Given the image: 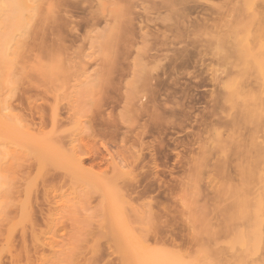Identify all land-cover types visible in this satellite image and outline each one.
Here are the masks:
<instances>
[{
    "label": "rangeland",
    "instance_id": "obj_1",
    "mask_svg": "<svg viewBox=\"0 0 264 264\" xmlns=\"http://www.w3.org/2000/svg\"><path fill=\"white\" fill-rule=\"evenodd\" d=\"M17 6L0 264H264V0Z\"/></svg>",
    "mask_w": 264,
    "mask_h": 264
},
{
    "label": "bare ground",
    "instance_id": "obj_2",
    "mask_svg": "<svg viewBox=\"0 0 264 264\" xmlns=\"http://www.w3.org/2000/svg\"><path fill=\"white\" fill-rule=\"evenodd\" d=\"M21 1V0H20ZM257 2V1H256ZM21 3V2H20ZM17 5H19V0H0V65L2 66L3 65V67H1V68H3V74H0L1 76L0 77H2V80H1V82H7L8 81V79L10 78V73H9V71H10V64L12 63L11 61H12V56H13V54H14V52H15V50H16V45H15V41H14V39L16 38V37H18V36H20L21 34H22V32H23V28L25 27V23L22 21L23 19H21L22 18V12H20V11H17V12H15L16 14H17V17H15V18H18L17 19V21H19L17 24H18V26H16V25H14V24H16V23H14V22H12V20H15L14 19V17H13V19H12V16L10 15L11 14V12L12 11H14V10H16L17 9ZM19 7H21L20 8V10H23L22 8V5L21 6H19ZM18 7V8H19ZM5 12V13H4ZM18 12H20L19 14H18ZM2 13H4V14H2ZM13 13L14 12H12V15H13ZM21 14V15H20ZM20 18H19V17ZM19 19H21V22L23 23V25H22V23L20 22V20ZM16 22V21H15ZM24 26V27H23ZM26 29V28H25ZM248 30H250V29H248ZM239 31V30H238ZM246 31V30H245ZM246 34H248L249 32H245ZM252 36H253V34H252ZM260 39V38H259ZM247 40H248V38H247ZM264 40V39H263ZM14 41V42H13ZM252 42H253V40H252ZM252 44V43H251ZM260 44V43H259ZM261 44H262V42H261ZM263 45V44H262ZM0 68V69H1ZM2 70V69H1ZM2 84V83H1ZM254 146V145H253ZM259 206H260V208H264V203L262 202V201H259ZM257 209V207H254V209ZM259 208V207H258ZM253 210V209H252ZM250 211V209H248V208H246V206L244 207L243 205L239 208V210L237 211L238 212V216H240V215H244V214H246V213H250L249 212ZM258 211H260V210H258ZM252 212H257V210H253ZM235 214V213H234ZM232 216H234L233 214H231ZM237 215V214H236ZM256 215V214H255ZM254 215V216H255ZM264 215V214H263ZM262 215V216H263ZM236 218H237V216H236ZM255 218V217H254ZM261 218H259V220H260ZM252 230L254 231V233L256 234V236L257 235H259V232H255L256 231V229L254 230V229H250V232H252ZM258 231H260L259 229H258ZM249 232V233H250ZM253 233V232H252ZM258 233V234H257ZM253 235V234H252ZM260 236H261V234H260ZM259 236V237H260ZM255 237H253V239H254ZM261 238V237H260ZM259 238V239H260ZM247 241V242H246ZM258 240H256V242H257ZM238 242H241L244 246H246V249H247V244L246 243H256L254 240H253V242H250V240L248 241V240H245V239H243V238H241V239H239L238 240ZM252 245V244H251ZM255 245V244H254ZM250 247V246H249ZM254 247V246H253ZM257 247V246H256ZM256 247H255V249H256ZM260 247V246H259ZM252 248V247H251ZM250 248V249H251ZM250 249H247L245 252H248ZM254 250V248H252V251ZM238 261V260H237ZM240 261V260H239ZM238 261V262H239ZM242 262V264H243V261H241ZM241 262H239V263H241ZM238 263V264H239ZM258 264H262V263H258Z\"/></svg>",
    "mask_w": 264,
    "mask_h": 264
}]
</instances>
